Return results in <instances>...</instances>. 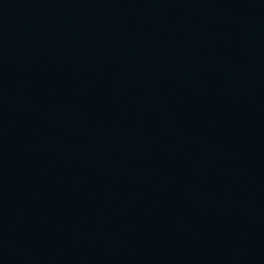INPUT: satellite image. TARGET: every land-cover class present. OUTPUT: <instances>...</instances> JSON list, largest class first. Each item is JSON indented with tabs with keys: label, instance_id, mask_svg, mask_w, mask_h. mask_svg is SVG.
Segmentation results:
<instances>
[{
	"label": "water",
	"instance_id": "1",
	"mask_svg": "<svg viewBox=\"0 0 264 264\" xmlns=\"http://www.w3.org/2000/svg\"><path fill=\"white\" fill-rule=\"evenodd\" d=\"M0 264H264V0H0Z\"/></svg>",
	"mask_w": 264,
	"mask_h": 264
}]
</instances>
